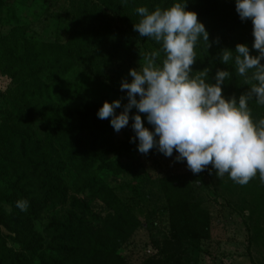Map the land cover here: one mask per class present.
<instances>
[{"label": "trees", "instance_id": "1", "mask_svg": "<svg viewBox=\"0 0 264 264\" xmlns=\"http://www.w3.org/2000/svg\"><path fill=\"white\" fill-rule=\"evenodd\" d=\"M176 2H186V10L196 12L209 33L211 46L207 48L201 40L195 47L193 72L210 68L208 81L214 83L217 69L229 71L231 79L222 85L223 96H235L238 101L249 85L236 75L232 61L224 64L220 60V52L225 48L235 51L236 44L242 43L250 54L259 53L252 47V21L240 19L236 0H69L65 38L40 40V21L15 23L0 36V70L8 75L12 87L3 92L8 109L0 115V264H125L119 249L139 222L108 184L126 166L106 158L108 151L96 154L97 139L107 126L99 125L97 112L108 99L106 94L116 92L114 83L104 78L116 70V58L129 35L151 52L160 50L152 38L134 31L140 19L135 9L145 6L153 11ZM51 6L46 14L49 22L61 13L52 2ZM163 58L161 52L158 61ZM249 107L254 121L264 118V106L252 100ZM145 127L154 131L148 122ZM111 144L113 150L116 145ZM117 148L127 153L135 149V142H123ZM150 152L163 154L156 148ZM65 161L90 168L81 190H88L87 197L104 204L103 216L94 213L89 200L65 201L60 175ZM186 180L183 174L160 180L168 202L169 242L177 248L185 240L209 233L205 223L194 218L201 211L190 189L186 194L181 184L173 185ZM53 199L70 205L64 212L48 213ZM18 200H27L26 211L17 207ZM43 209L50 219L42 222L40 232L36 224L42 221ZM155 262L151 258L142 264Z\"/></svg>", "mask_w": 264, "mask_h": 264}, {"label": "clouds", "instance_id": "2", "mask_svg": "<svg viewBox=\"0 0 264 264\" xmlns=\"http://www.w3.org/2000/svg\"><path fill=\"white\" fill-rule=\"evenodd\" d=\"M235 8L242 21H252V47L259 53L250 54L242 43L236 44L235 51L220 52V60L232 61L236 75L249 85L238 101L235 96H223L222 85L231 79L229 71L217 69L214 83L208 81L210 68L193 72L195 47L202 40L209 48V33L197 13L186 10V2H176L153 11L145 6L135 9L140 19L134 31L152 38L160 50L145 53L139 68L129 70L131 82L122 81L121 91L127 90L128 100L123 110L115 111L122 107L120 99L105 101L97 116L110 118L118 133L129 125V113L136 108L137 114L131 117L133 140L138 139L141 154L156 148L171 157L175 150L176 161L186 160L193 174L211 165L218 178L227 174L235 183L246 185L257 173L264 182V118L254 121L249 107L252 100L264 106V0H236ZM161 52L164 58L157 63ZM140 113L154 131L144 126ZM17 207L26 211L27 200H18Z\"/></svg>", "mask_w": 264, "mask_h": 264}, {"label": "rangeland", "instance_id": "3", "mask_svg": "<svg viewBox=\"0 0 264 264\" xmlns=\"http://www.w3.org/2000/svg\"><path fill=\"white\" fill-rule=\"evenodd\" d=\"M56 1L0 0V36L7 33L15 23L40 21L37 23H41L42 26L46 24L43 29L42 26L37 27L39 32L37 37L40 40L55 41L60 37L65 38L69 0H59L58 3ZM51 2L61 13L59 19H51L49 22L46 14L54 8ZM11 14L13 18L10 17ZM128 37L116 58V70L111 69L104 78L114 83L116 92L107 91L108 99H105L102 105L105 101L111 103L120 99L122 107L115 110L117 114L128 102L127 90L121 91L122 81L127 79L131 82L129 70L138 69L139 61L142 63L144 54L151 53L146 44L131 35ZM160 62L157 60V63ZM9 88H12L10 79L0 70V115L8 109L3 92ZM137 111L136 108L131 109L129 125L118 133L111 126L110 118L101 120L99 125L107 126L96 142V154L102 156L103 152L108 151L105 154L106 158L119 160L126 166L124 173L108 179V184L119 201L134 213L139 222V227L126 237L119 249V253L125 257V264H142L151 258L157 261L154 264H174L172 259L174 254L176 264H264V182H261L259 174L257 173L246 185H240L227 174L218 178L211 165L203 173L193 174L188 169L186 160L176 161L178 153L171 157L156 152L141 154L137 148L138 139L133 140L135 132L131 119ZM140 115L145 126L148 122L146 115L143 113ZM131 140L135 142L133 151L123 153L117 148L121 143ZM111 143L116 145L113 146V150ZM61 168L60 175L66 190L65 201H72L73 198L89 200L94 213L103 216L106 211L104 204L99 199L87 197L88 190H81L85 178L91 172L90 168L88 170L77 167L76 162L69 161H65ZM175 174L187 176L188 181L182 183L175 181L173 185L181 184L186 194L190 189L192 200L201 211V214L194 218H200L209 232L206 237L183 241L179 248L175 243L169 242L168 202L165 194L163 195L165 190H162L160 181L165 176ZM50 201L52 202L49 203L48 213L52 210L64 212L70 205L56 199ZM41 215L42 221L36 224L40 232L43 230L42 222H48L50 219L44 209Z\"/></svg>", "mask_w": 264, "mask_h": 264}]
</instances>
